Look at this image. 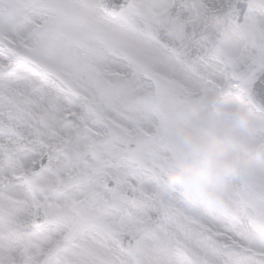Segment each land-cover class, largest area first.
<instances>
[{
	"label": "snow or ice",
	"instance_id": "1",
	"mask_svg": "<svg viewBox=\"0 0 264 264\" xmlns=\"http://www.w3.org/2000/svg\"><path fill=\"white\" fill-rule=\"evenodd\" d=\"M216 96L264 155V0H0V264H180Z\"/></svg>",
	"mask_w": 264,
	"mask_h": 264
},
{
	"label": "bare ground",
	"instance_id": "2",
	"mask_svg": "<svg viewBox=\"0 0 264 264\" xmlns=\"http://www.w3.org/2000/svg\"><path fill=\"white\" fill-rule=\"evenodd\" d=\"M234 111H236V109L229 107V109L226 110L225 113H231ZM180 130L186 136L188 134H191L193 137L199 139L214 140L219 146L226 147L232 153H241L246 156L251 155V163L247 169L250 171V173L254 172L259 166V169L263 168L261 166V163L255 160L253 153L251 152V148L253 146L245 138V125L237 122L236 120L230 119L227 115H222V117H220L218 114V108L213 112L200 115L198 122L183 126ZM235 136L241 138L244 137L243 139L246 141L244 152L234 149L233 146L228 142V140ZM248 147H250V151L246 150V148ZM239 176L241 178L245 177L244 173H238L236 174V176L234 175L227 179L222 184L220 188V194L218 196L214 198L201 197L198 199H194L195 208L197 210V214L194 215V218L197 220H204L210 218V213L212 221H216L215 219H221L222 221H224V223H226V234H228L229 236L236 234L240 239L241 237L248 238L250 230H248L247 227L243 228V226L240 224L241 215L237 211L242 212L241 202L244 199L248 200L251 192H249L250 188H247L244 191H240L238 189V191L236 192V180ZM258 177L260 179H264V173H259ZM166 189L168 190V193L170 195H177V193H179L177 198L180 197L182 199L181 200L178 198L182 201L181 206H184L185 209L191 211V207L184 204V200H186L187 197L183 193L177 190H173L170 187ZM181 213L178 214L180 215ZM183 231L186 234H190V237H192L193 233L189 226L185 227ZM251 231H253V229ZM250 237L254 239L253 236ZM194 240L197 243L201 242L196 238ZM222 242L224 245L223 248L219 245L220 241H214L215 246L222 248V250H218L215 247V250L213 251L214 256H218L220 258H234V260L236 261L235 264H264V260H261L262 258H264L263 254L254 255L252 251H246L245 249L240 248L235 243V245L231 246V249L227 250L226 240H222Z\"/></svg>",
	"mask_w": 264,
	"mask_h": 264
},
{
	"label": "rangeland",
	"instance_id": "3",
	"mask_svg": "<svg viewBox=\"0 0 264 264\" xmlns=\"http://www.w3.org/2000/svg\"><path fill=\"white\" fill-rule=\"evenodd\" d=\"M223 97L216 96L214 97V100L223 101L219 107H218V114L220 117H222L221 113H225L226 110L229 109V105L226 101L223 100ZM244 138V137H243ZM241 137H233L228 142L233 146L234 149L244 152L246 147V141ZM247 151H250V147L246 148ZM253 147L251 148V152L253 153L254 158L258 157L259 155L256 154V152H253ZM260 160L255 159L256 161H260L261 166L263 168L259 169L260 166L252 173H250L249 170H247L244 175V178H241L240 176L236 180V192L239 190H245L249 189L251 194L247 199H244L242 203V212L237 211L240 213V224L243 226V228H246L247 225L251 226L252 221L254 219V214L252 212L258 213L260 215V220H257V223H253V231H249L248 238H241L239 239L236 234L228 235L226 234V223L222 221L221 219H215L216 221H212V218L209 213V217L207 219L202 220L206 227H201L200 225H187L192 230V237L190 235H184V232L182 231L179 234V244L177 247H186L191 254L196 258L197 264H235L236 261L234 258L229 257H216L213 255V251L215 250V247L218 250H222L223 248V242L222 240H226V247L233 245L234 243L239 245L240 247H244L245 250L249 251L252 250L256 254H264V179H260L258 177L259 173H264V155H260ZM256 175V177H255ZM236 176V175H235ZM174 190V189H173ZM163 193L166 195V197L172 202L173 209L178 213H188L194 217V215L197 214V210L195 208V201L192 198L187 197L185 201V205L191 207V211L184 208L182 205V199L180 197L177 198L179 193L177 195H170L168 193L167 189H163ZM188 201V202H187ZM239 202V201H238ZM189 211V212H187ZM263 215V217H262ZM252 219V221L250 220ZM249 222V223H248ZM186 226V227H187ZM250 236H253L254 239H252ZM198 239L201 242L197 243L194 239ZM227 238V239H226ZM229 238V239H228ZM218 240L220 241V246L222 248L217 247L214 245V241ZM242 243V244H240ZM245 245V246H243ZM229 250V248L227 249ZM181 259L180 264H191L184 255L180 252Z\"/></svg>",
	"mask_w": 264,
	"mask_h": 264
},
{
	"label": "clouds",
	"instance_id": "4",
	"mask_svg": "<svg viewBox=\"0 0 264 264\" xmlns=\"http://www.w3.org/2000/svg\"><path fill=\"white\" fill-rule=\"evenodd\" d=\"M246 119V114L241 113L236 121L242 123ZM187 136L194 139L197 146L184 165L168 177V184L171 189L189 198L218 196L222 184L230 177L246 171L251 163V155L232 153L214 140L199 139L191 134Z\"/></svg>",
	"mask_w": 264,
	"mask_h": 264
}]
</instances>
